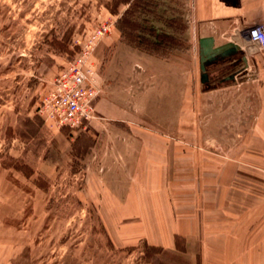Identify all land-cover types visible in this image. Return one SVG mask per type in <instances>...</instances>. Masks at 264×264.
<instances>
[{"label":"rangeland","instance_id":"1","mask_svg":"<svg viewBox=\"0 0 264 264\" xmlns=\"http://www.w3.org/2000/svg\"><path fill=\"white\" fill-rule=\"evenodd\" d=\"M109 1L0 0V264H149L143 245L152 243L135 237L144 232V223L132 221L128 212L125 215L107 203L97 184L103 168V162H98L102 131L90 134L89 121L81 127L60 126L39 111L41 97L81 46L88 44L87 62L101 75L114 60L117 39L160 59H171L177 52L186 58L192 55L187 31L191 6L186 0H163L174 9L168 13L182 24L181 31H176L185 43L165 55L127 43L115 25L127 5H120L115 14L105 6ZM149 17L150 24L171 31L158 17ZM256 24L264 27L259 22L251 25L242 38L249 41L248 30ZM103 25L107 30L96 35ZM249 42L260 50L257 41ZM248 73L249 81L254 80L255 68ZM255 88L250 82L245 89L248 96L240 90L217 96L203 93L201 100H208L197 111L200 123L188 110L184 126L170 121L169 150L177 145L197 152L240 150L242 124L257 113ZM169 114L173 118L176 111ZM116 123L127 133H135L133 126ZM193 153L187 167L170 158L171 185L193 181V164L201 159ZM99 181L104 183L103 178ZM174 241L176 250L154 244L162 247L159 255L167 264H199L200 253L185 254L183 236L175 234ZM225 257L244 261L243 255L234 253Z\"/></svg>","mask_w":264,"mask_h":264},{"label":"crops","instance_id":"2","mask_svg":"<svg viewBox=\"0 0 264 264\" xmlns=\"http://www.w3.org/2000/svg\"><path fill=\"white\" fill-rule=\"evenodd\" d=\"M186 1L192 17L189 58L177 52L171 59H160L117 39L109 70L94 73L97 117L89 120L87 131L103 134L97 184L107 203L144 223L137 238L176 250L175 234L183 236L185 254L200 253L199 264H264V53L241 36L251 25L264 24V0ZM203 36H212L214 45L232 41L243 51L209 63L204 82L199 66ZM242 55L247 69H242ZM253 68L255 78L249 81ZM250 82L257 88V113L242 124L240 150L197 152L179 145L169 150L170 121L184 126L188 110L200 123L197 111L208 100H201L203 93L240 90L248 96ZM174 111L171 118L169 112ZM117 121L133 126L135 133L124 131ZM192 152L201 158L193 164V181L171 185L170 158L187 167ZM226 253L243 255L244 261H228Z\"/></svg>","mask_w":264,"mask_h":264},{"label":"built area","instance_id":"3","mask_svg":"<svg viewBox=\"0 0 264 264\" xmlns=\"http://www.w3.org/2000/svg\"><path fill=\"white\" fill-rule=\"evenodd\" d=\"M107 30H97L100 36ZM250 41L259 44L264 52V27L254 25L248 30ZM88 44L77 53L55 76L52 87L41 97L40 114L60 126L81 127L94 117L93 99L98 93L95 68L88 61Z\"/></svg>","mask_w":264,"mask_h":264},{"label":"trees","instance_id":"4","mask_svg":"<svg viewBox=\"0 0 264 264\" xmlns=\"http://www.w3.org/2000/svg\"><path fill=\"white\" fill-rule=\"evenodd\" d=\"M127 5L120 17L115 21L122 38L140 50L151 54H167V50L184 46L183 38L179 36L181 26L177 24V17L173 13H168L172 7L163 0H110L105 3L106 8L115 14L118 13L120 5ZM159 5V6H158ZM143 14V15H142ZM158 17L162 23H165V29L153 22H149ZM164 26V25H163ZM183 27V26H182ZM180 30V29H179ZM181 31V30H180ZM66 126V125H65ZM144 257L149 264H167L159 253L164 252L161 246L144 243ZM199 258V256H198Z\"/></svg>","mask_w":264,"mask_h":264},{"label":"water","instance_id":"5","mask_svg":"<svg viewBox=\"0 0 264 264\" xmlns=\"http://www.w3.org/2000/svg\"><path fill=\"white\" fill-rule=\"evenodd\" d=\"M242 50L237 43L232 41L225 42L221 45H214L212 36H203L199 38V66H200V79L202 82L208 80L207 65L213 61H225L230 59L233 55L240 53ZM243 54V53H242ZM244 66L246 56L242 55Z\"/></svg>","mask_w":264,"mask_h":264},{"label":"bare ground","instance_id":"6","mask_svg":"<svg viewBox=\"0 0 264 264\" xmlns=\"http://www.w3.org/2000/svg\"><path fill=\"white\" fill-rule=\"evenodd\" d=\"M249 41H250V39H249ZM253 43H255V42H253Z\"/></svg>","mask_w":264,"mask_h":264}]
</instances>
